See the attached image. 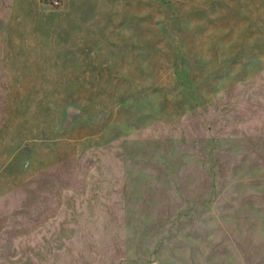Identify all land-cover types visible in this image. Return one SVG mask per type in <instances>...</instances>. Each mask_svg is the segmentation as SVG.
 <instances>
[{
	"label": "rangeland",
	"instance_id": "obj_1",
	"mask_svg": "<svg viewBox=\"0 0 264 264\" xmlns=\"http://www.w3.org/2000/svg\"><path fill=\"white\" fill-rule=\"evenodd\" d=\"M95 1V62L49 60L80 78L0 197V264H264V0Z\"/></svg>",
	"mask_w": 264,
	"mask_h": 264
},
{
	"label": "crops",
	"instance_id": "obj_2",
	"mask_svg": "<svg viewBox=\"0 0 264 264\" xmlns=\"http://www.w3.org/2000/svg\"><path fill=\"white\" fill-rule=\"evenodd\" d=\"M37 2L40 7L28 8L24 0H0V94L6 97L0 120V197L31 176L38 159L41 162L37 143L47 128L49 89L80 78L70 71L63 83H55V74L46 71L50 58L67 65L95 62L89 44L95 43L102 2L66 0L56 11ZM58 39L62 42L56 46ZM48 43L50 53L60 55L52 56Z\"/></svg>",
	"mask_w": 264,
	"mask_h": 264
},
{
	"label": "built area",
	"instance_id": "obj_3",
	"mask_svg": "<svg viewBox=\"0 0 264 264\" xmlns=\"http://www.w3.org/2000/svg\"><path fill=\"white\" fill-rule=\"evenodd\" d=\"M43 4L51 8L61 9L64 6V0H40Z\"/></svg>",
	"mask_w": 264,
	"mask_h": 264
}]
</instances>
